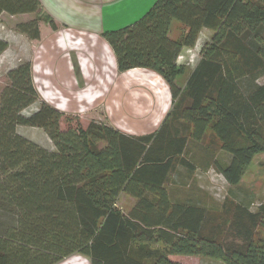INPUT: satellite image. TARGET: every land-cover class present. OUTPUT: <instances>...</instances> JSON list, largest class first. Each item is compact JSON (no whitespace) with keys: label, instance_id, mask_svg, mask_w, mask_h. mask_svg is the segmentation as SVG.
I'll return each instance as SVG.
<instances>
[{"label":"trees","instance_id":"1","mask_svg":"<svg viewBox=\"0 0 264 264\" xmlns=\"http://www.w3.org/2000/svg\"><path fill=\"white\" fill-rule=\"evenodd\" d=\"M41 13L40 0H0V15ZM184 27L180 37L173 24ZM203 29L213 32L184 86L178 59ZM19 30L39 40L38 21ZM118 70L141 68L168 84L172 108L152 134L137 137L106 122L64 129V114L39 102L31 62L6 73L0 94V264H58L72 255L90 264H181L176 255L224 264H264V203L256 211L226 202L222 211L180 203L167 188L190 139L209 131L231 155L217 170L241 182L264 153V84L244 91L243 79L264 74V0H156L130 25L104 32ZM9 43L0 38V55ZM43 129L55 149L21 135ZM121 193L136 199L124 214ZM219 214V215H218Z\"/></svg>","mask_w":264,"mask_h":264},{"label":"rangeland","instance_id":"2","mask_svg":"<svg viewBox=\"0 0 264 264\" xmlns=\"http://www.w3.org/2000/svg\"><path fill=\"white\" fill-rule=\"evenodd\" d=\"M49 1H51V4L67 5L64 12L65 16L61 14L62 17H56L50 8L47 7L46 0L41 1L42 15L48 14L53 18L57 26L56 30L52 28L50 22L39 18L41 13L18 15L2 13L0 15V38L9 43V48L0 55V94L7 82L6 73L23 62H31L35 85L39 92V102L32 106L31 109H36L41 102L54 106L44 97L43 91L40 90L36 74V59L39 50L44 47V44L50 42L57 33L72 28L77 31H93L103 35L104 31L108 29L121 27L131 21L134 22L144 15L154 2V0ZM35 20L38 21L39 25L41 36L39 40L31 38L29 34L19 30L20 24ZM183 31L184 27L180 23L175 22L172 26L171 34L174 37H180ZM212 35L213 32L211 30L203 29L196 45L183 50L178 59V65L186 69L184 74L178 76V84L180 86H184L186 83L190 70L201 59L202 50L211 41ZM159 80L165 83L162 79ZM240 84L244 91H248L254 84H264V74L258 76L255 80L243 79ZM169 108L170 111L172 103H170ZM60 111L64 114L62 121L64 129L70 127L86 129L91 121L106 123L110 121L109 110L105 101H99L94 107L90 108L85 106L83 109ZM160 125L156 126L152 132H155ZM19 128L26 133L27 137L35 140H40L41 133L47 143L53 147L52 142H50L48 135L44 131L31 126H21ZM36 130L40 131V133ZM183 157L188 160L190 166H185L181 163L177 164L167 183V188L174 201L196 204L204 206L211 211L219 212L222 211V206L226 202L241 203L253 211H256L264 203V153L255 155L241 182L237 185H231L216 168L217 163L226 166L231 160V155L221 149L220 143L211 131L200 141L190 139ZM135 203V198L126 193H121L116 206L122 213L127 214ZM71 257L83 258L86 264H90L86 257L77 254L65 258L58 264L66 262ZM171 258L181 264H224L221 261L202 256L176 255Z\"/></svg>","mask_w":264,"mask_h":264},{"label":"crops","instance_id":"3","mask_svg":"<svg viewBox=\"0 0 264 264\" xmlns=\"http://www.w3.org/2000/svg\"><path fill=\"white\" fill-rule=\"evenodd\" d=\"M49 5L51 10L56 8L57 13L58 10L60 11L58 14L60 16L55 13L56 10L51 11L58 17H62L61 10L67 8H63V4H57L58 6L55 7L53 3L47 4L48 7ZM132 23L133 21L106 31L120 29ZM36 62L40 90L59 110L83 109L85 106L90 108L99 101H105L110 119L107 123L124 134L137 137L152 134L154 128L163 122L169 112L172 95L167 82L159 74L147 69L136 68L120 72L111 46L103 35L97 32L77 31L73 28L59 32L39 50ZM193 69L190 70L187 78ZM19 127L21 126H18L17 130L21 135L49 150L55 149L50 137L48 136L53 147L38 131H44L43 129L35 127L41 136L40 140H35L27 137ZM79 258L71 257L62 264H86L83 258Z\"/></svg>","mask_w":264,"mask_h":264},{"label":"bare ground","instance_id":"4","mask_svg":"<svg viewBox=\"0 0 264 264\" xmlns=\"http://www.w3.org/2000/svg\"><path fill=\"white\" fill-rule=\"evenodd\" d=\"M52 1H53V0H52ZM96 1H97V0H96ZM46 2H47V4H51V3H50L51 1H46ZM46 2H45V3H46ZM58 3H59V2H58ZM47 4H46V5H47ZM55 4H56V3H55ZM55 4H53L54 7H55ZM59 5H61V4H59ZM56 6H58V5L56 4ZM66 6H67V5H65V6L62 5L63 8L66 7ZM47 7H48V6H47ZM54 7H53V8H54ZM49 8H51L50 5H49ZM57 8H58V7H57ZM59 8H60V7H59ZM63 8H61V9H63ZM61 9H60V10H61ZM65 9H66V8H64L63 10H61V14L64 15L63 12L66 11ZM50 10H51V9H50ZM52 10H53V12H55L54 10H56L55 13H56L57 15L60 13L59 10H58V13H57V9H56V8H55V9H52ZM52 10H51V11H52ZM98 10H99V9H98ZM68 11H69V10H68ZM53 12H52V13H53ZM56 14H55V15H56ZM70 14H71V13H70ZM57 15H56V16H57ZM58 16H60V15H58ZM58 16H57V17H58ZM64 16H65V15H64ZM91 18H92V17H91ZM92 19H94V18H92ZM70 20H71V19H70ZM95 23H96V22H95ZM89 24H91V23H89ZM93 24H94V23H93ZM88 46H89V45H88ZM87 48H88V47H87ZM93 62H94V61H93ZM127 75H128V74H127ZM125 76H126V75H125ZM127 78H128V77H127ZM130 79H131V78H130ZM133 79H134V78H133ZM127 80H128V79H127ZM134 82H135V81H134ZM138 83H139V82H138ZM143 84H144V83H143ZM130 85H131V83H130ZM141 85H142V84H141ZM145 85H147V84H145ZM143 86H144V85H143ZM139 88H140V87H139ZM145 89H146V88H145ZM158 89H159V88H158ZM161 89H162V87H161ZM148 90H149V88H148ZM150 90H151V89H150ZM150 92H152V91H150ZM148 93H149V92H148ZM110 95H112V94H110ZM113 95H114V93H113ZM140 95H141V94H140ZM151 95H152V94H151ZM153 95H154V94H153ZM109 98H111V97H109ZM145 98H146V97H145ZM155 98H156V97H155ZM136 99H137V98H136ZM137 100H138V99H137ZM135 101H136V100H135ZM139 101H140V100H139ZM145 102H147V101H145ZM118 104H119V103H118ZM156 104H157V102H156ZM119 105H120V104H119ZM112 106H113V105H112ZM148 106H149V104H148ZM155 106H156V105H155ZM153 107H154V106H153ZM156 107H157V106H156ZM156 107H155V108H156ZM118 108H119V106H118ZM151 108H152V106H151ZM111 109H112V108H111ZM147 109H149V108H147ZM153 109H154V108H153ZM113 111H114V110H113ZM153 111H154V110H152V112H153ZM158 111H159V110L157 109V112H158ZM152 112H151V113H152ZM79 259H80V258H79ZM68 263H69V262H68Z\"/></svg>","mask_w":264,"mask_h":264}]
</instances>
